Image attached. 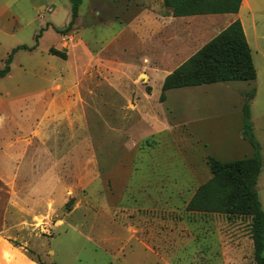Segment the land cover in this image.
<instances>
[{
	"label": "rangeland",
	"instance_id": "rangeland-1",
	"mask_svg": "<svg viewBox=\"0 0 264 264\" xmlns=\"http://www.w3.org/2000/svg\"><path fill=\"white\" fill-rule=\"evenodd\" d=\"M160 6L82 0L63 35L70 0H0L9 32L0 33V70L40 35L0 78V102L13 107L1 109L17 119L11 147L27 146L30 158L14 194L0 182V236L35 262L155 264L141 245L160 264H256L250 217L186 207L212 179L210 159L259 154L264 208V0L241 14L257 79L171 90L164 102L168 72L188 61H170L182 26L160 33L152 15H165ZM204 20L188 26L203 29Z\"/></svg>",
	"mask_w": 264,
	"mask_h": 264
},
{
	"label": "trees",
	"instance_id": "trees-1",
	"mask_svg": "<svg viewBox=\"0 0 264 264\" xmlns=\"http://www.w3.org/2000/svg\"><path fill=\"white\" fill-rule=\"evenodd\" d=\"M70 2L72 21L65 31L57 30L59 34L68 33L78 18L82 0ZM242 3L243 0H163L164 7L168 10L165 16L173 18L237 15ZM39 37L40 35L36 38L35 47H20L9 55L5 68L0 70V78H5L11 72L17 51H34L38 48ZM49 54L64 61L68 58L65 51L56 49H51ZM256 79L257 71L252 50L238 20L166 78L161 102L166 100L165 93L171 90L225 82H253ZM208 165L212 179L196 191L186 211L250 217L255 262L264 264V210L257 191V183L263 169L260 155L228 164L210 159Z\"/></svg>",
	"mask_w": 264,
	"mask_h": 264
},
{
	"label": "crops",
	"instance_id": "crops-1",
	"mask_svg": "<svg viewBox=\"0 0 264 264\" xmlns=\"http://www.w3.org/2000/svg\"><path fill=\"white\" fill-rule=\"evenodd\" d=\"M255 6H256V0H243L241 9L237 15H223V16H233V19H231L227 23L224 22L223 19H215L216 21H212V20L208 21V20L200 19L202 16L173 18V17H166L165 15L163 16L158 13H152V15L155 23L157 24V28L159 29L158 30L159 32L165 31L168 28L173 29L175 26L176 27L182 26L181 30L175 29V31H173L171 36V39L174 40V47H175L174 53H176L175 58L177 59L171 58L170 61L174 63V65H176L177 63L176 61H179L177 63V68H178L186 61H188L198 51H200L211 40H213L220 33H222L224 30L230 27L234 22L239 20L243 26L244 32H246L244 24L241 20V14L243 11H248V10L252 11ZM160 11H164L166 13L168 10L165 7L160 6ZM194 20L195 21L204 20L201 21L205 23L204 28L203 29L200 28L197 31H193L194 28L189 27L188 22ZM202 32L205 33L206 38L208 37L209 39L204 43L202 42V37H201ZM0 33H3L4 35L9 33L8 25L5 20L2 21L1 23ZM157 70L158 69H155L154 71L157 72ZM11 72L5 78L11 77ZM168 73H169L168 76L172 74L171 72ZM4 106H6L7 108L5 109L6 111H10L8 109H13L11 103L0 102V182L3 183L5 188L9 190L10 194L12 195L18 189V181L20 176L22 177L23 173L28 172L27 162L30 158L27 160L28 158L27 146L26 148H23V151L22 150L17 151L18 150L17 147H11V142L12 143L14 142L15 136L12 134V132L9 131H11L10 127L13 126V123H16L17 119L12 117L14 119L13 120L11 118L12 113L11 115L10 114L7 115L4 112V109H1V107ZM25 122L26 123L24 124L27 125L28 122L27 121ZM19 152L22 154H20ZM19 156L21 157L22 160H20ZM138 247H139L138 249L143 250L145 254H149L150 256H152L157 264H160L159 259L154 252L150 250H146L145 247L141 245H138ZM131 250L132 248L128 251V253H132L133 251L131 252ZM7 257H9L11 260L13 259V261H10L9 259H7ZM0 264H38V262H35L30 258H28L24 254L23 250H21V248L15 247L12 242L5 240L0 236Z\"/></svg>",
	"mask_w": 264,
	"mask_h": 264
}]
</instances>
